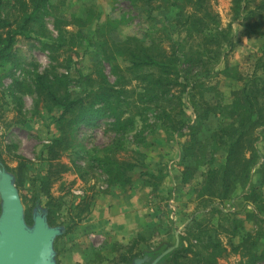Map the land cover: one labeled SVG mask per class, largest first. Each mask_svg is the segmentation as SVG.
<instances>
[{
    "label": "trees",
    "instance_id": "1",
    "mask_svg": "<svg viewBox=\"0 0 264 264\" xmlns=\"http://www.w3.org/2000/svg\"><path fill=\"white\" fill-rule=\"evenodd\" d=\"M48 1L0 0V69L14 64L18 38L33 39L48 52L64 56V66H72L76 71V83L84 86L82 91L72 94L66 77L48 78L41 74L35 76L31 86L36 103H42L47 113L56 112L51 121L56 126L57 135L42 152L47 169L38 188L40 195L46 198L43 210L51 225L57 204L50 195V187L69 170L60 159L80 143L77 131L81 123L90 125L99 118L109 121L104 133H111L112 137L102 149L95 147L91 150L94 162L106 176L108 187L130 188L133 172L137 171L139 180L146 177L144 183L153 190L157 189L165 174L158 178V169L149 170L144 155L136 150L138 145L135 149L127 148L131 143V133L135 131V134H141L148 127H154L155 122L171 136H181L184 129L193 130L194 127L184 118L185 99L192 109L194 120L204 121L211 115H217L215 110L222 109L206 99L212 88L207 87L205 81L216 73V65L234 49L235 42L231 23L226 27L221 26L209 0H127L135 9H141L140 13H144L147 21L152 20L153 12L160 10L161 6L171 7L175 12L173 31L166 34L146 29L141 38L126 36L115 39L110 36L111 29H105L101 34L99 50L101 61L110 65L115 77L114 82L110 83L101 62L95 63L93 71L87 74L74 68L72 55L76 53L73 49L83 39L80 31L89 24L87 17L63 16L55 7L50 12ZM262 10L264 0H232L231 21L241 20L242 26L250 34L264 37ZM85 13L86 16L94 15L91 8H87ZM46 17L51 21L53 32L45 26ZM116 24L115 20L109 19L107 26ZM258 68L264 70V55L259 59ZM245 89L244 86L242 101L236 98L231 106L221 111L226 112V118L238 121L212 133L209 147L213 151H222L224 160L217 168L208 166L212 159L203 163L202 166L207 168L203 171L198 189L195 188L198 198L223 201L239 181L247 178L253 163L250 154L255 151L253 132L264 125V108L257 105L254 93L248 96ZM149 117L152 123H143ZM137 122L141 124L139 130ZM139 140L143 138L139 137ZM197 145L198 140L190 137L181 151V163L188 162L185 156L190 159L195 156ZM151 180L157 181V184ZM250 192L245 201L260 204L261 198L255 194L257 192ZM91 201L81 203L76 220L88 213ZM37 208L35 203L33 210ZM261 209L264 214V207ZM25 220L31 224L29 216L25 215ZM194 226L187 229L186 237L181 238L179 245L158 264H218V258L226 255V247L207 235L202 224ZM254 237L255 234L246 233L238 245H228L230 252L241 258L249 257L251 261L258 260L264 256V252L255 253ZM136 243L137 239L127 249L129 255L123 258L126 263L131 264L138 258L137 252L141 250L134 251ZM161 252L146 253L141 257L149 255L154 258Z\"/></svg>",
    "mask_w": 264,
    "mask_h": 264
},
{
    "label": "rangeland",
    "instance_id": "2",
    "mask_svg": "<svg viewBox=\"0 0 264 264\" xmlns=\"http://www.w3.org/2000/svg\"><path fill=\"white\" fill-rule=\"evenodd\" d=\"M231 1L209 0L212 10L219 16L221 26L226 27L231 23L235 47L216 65V73L205 81V85L212 88L208 91L206 99L212 105L220 106L223 111L233 104L234 99L242 101V89L245 86L246 94L249 96L250 93L251 95L254 93L257 105H262L264 108V70L257 69L259 59L264 55V37L250 34L242 26L241 20L231 21ZM48 2L50 12L55 7V10L63 16L87 17L89 24L80 31L83 39L73 49L76 53L72 55L74 68L87 74L93 71L95 63L101 62V68L110 83L114 82L115 77L111 73L110 65L101 61L99 50L101 34L105 29L114 31H110V36L115 39H123L126 36L141 38L146 29L166 34L173 31L175 12L171 7L161 6L160 10L153 12L152 20L147 21L144 13H140L141 9H135L127 0H49ZM87 8H91L94 15L86 16ZM260 13L264 16V10ZM109 19L115 20L117 24L108 27ZM44 23L47 29L53 32L50 19L46 17ZM15 55L17 58L13 65L0 69V164L13 176L24 215L31 218L35 203L43 209L46 202V198L40 195L38 189L47 169L42 152L49 141L57 135L56 126L51 121V117L56 112L47 113L42 103H36L35 96L31 92L34 78L38 74L48 78L62 75L68 80L72 94L82 91L84 86L76 83L77 76L73 67L64 66L66 64L64 56L48 52L36 40L18 38ZM119 64L123 66L120 62ZM252 100L254 103L255 100ZM183 110L186 115L184 118L194 127L193 130L184 129L181 136H171L155 122L154 127H148L141 134H135L134 131L129 137L131 143L127 148L135 149L138 145L136 150L144 155L149 170L160 171L161 174L156 175L158 178L164 174L170 175L172 170L181 184L179 192L183 193L174 205L159 199L155 193L152 194L150 198L154 204L152 211L156 213L149 220L147 230L141 237L136 238L137 246L134 251L141 250L137 252V257L141 258L142 254L156 251L163 252L176 243L178 246L181 238L186 237L187 229L200 223L205 227L207 235L226 247V255L218 258V264H264V256L251 261L249 257L241 258L233 254L228 246L230 243L238 245L246 233H252L255 234L253 250L257 255L264 252V214L261 209L264 207V199H262L264 125L258 126L253 132V138L256 140L255 151L250 154L253 163L247 178L239 181L225 200H205L198 198L195 190L198 189L195 184L201 183L203 171L207 168L202 165L212 159L208 166L217 168L224 160L222 151L210 149V137L215 130L233 125L238 119L230 120L226 118V112L221 113L218 109L215 110L217 115H211L204 121H196L187 99L184 100ZM108 122L99 118L90 125L81 123L77 131L80 143L60 159L69 170L50 187V195L56 199L57 204L50 226L66 229V233L57 237L53 244L56 264H129L123 261V258L129 255L127 249L131 244L127 246L96 244L86 258H79L74 254L81 239L76 233L78 224L86 215H80L79 219H75L82 207L81 203L91 199L90 210L96 198L109 194L112 189L120 188L107 186L106 176L97 167L91 152L95 147L102 149L112 137L111 133H104ZM146 122L152 123V119L149 117L143 123ZM137 123L139 130L141 124ZM139 137L143 140H139ZM190 137L198 140V150L196 149L192 159L185 156L187 163L186 161L181 163V151ZM176 159L175 165H170ZM188 166L189 169L186 168ZM145 179L146 177L142 179L143 183ZM132 180L133 183L138 182L137 171L133 172ZM150 182L157 184L155 180ZM121 189V193H124L129 188ZM250 191L257 192L255 194L260 196V204L245 201V198L251 194ZM179 207L182 210L176 220V210ZM87 241L88 245H91L88 238Z\"/></svg>",
    "mask_w": 264,
    "mask_h": 264
},
{
    "label": "crops",
    "instance_id": "3",
    "mask_svg": "<svg viewBox=\"0 0 264 264\" xmlns=\"http://www.w3.org/2000/svg\"><path fill=\"white\" fill-rule=\"evenodd\" d=\"M177 159L172 161L174 164ZM199 182V181H198ZM197 186V183L195 184ZM181 184L171 170L161 184L153 191L143 181H135L132 186L121 193V188L112 189L109 194L96 198L86 215L82 217L76 231L78 241L74 254L86 258L96 244H120L127 246L142 236L149 227V220L154 217L152 194L174 205L183 193ZM173 196V198H172ZM176 210V209H175ZM179 210V211H178ZM180 207L176 210L175 219L180 217ZM179 215V216H178ZM180 222V218L178 219ZM178 225V223H177ZM88 240L91 245H88ZM63 246V241H61Z\"/></svg>",
    "mask_w": 264,
    "mask_h": 264
},
{
    "label": "water",
    "instance_id": "4",
    "mask_svg": "<svg viewBox=\"0 0 264 264\" xmlns=\"http://www.w3.org/2000/svg\"><path fill=\"white\" fill-rule=\"evenodd\" d=\"M63 232L48 224L40 207L27 224L14 178L0 164V264H56L53 244ZM176 247L177 243L154 258L144 255L131 264H158Z\"/></svg>",
    "mask_w": 264,
    "mask_h": 264
}]
</instances>
